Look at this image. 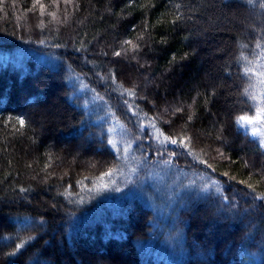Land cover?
<instances>
[{
  "label": "trees",
  "instance_id": "trees-1",
  "mask_svg": "<svg viewBox=\"0 0 264 264\" xmlns=\"http://www.w3.org/2000/svg\"><path fill=\"white\" fill-rule=\"evenodd\" d=\"M33 2L0 0V264H264V201L254 199L264 183L253 175L252 192L237 182L264 166V150L250 125L235 123L240 115H254L260 103L262 85L244 69L264 70L256 49L257 39L264 42L262 0H78L63 22L62 10L53 20L38 8L30 11ZM174 13L183 17L176 24L170 23ZM145 23L146 43L137 59L131 53L114 57ZM193 48L195 55L181 59ZM109 68L125 87L139 85L148 97L135 101L141 116L185 108L174 117L166 114L173 120L172 126L160 124L166 133L179 131L195 112L188 134L216 170L189 166L192 158L186 156L172 166L218 181L220 195L216 189L183 193L160 211L154 206L161 199L152 201L150 191L131 193L150 167L133 183L125 181L127 161L108 144L112 120L122 124L138 157L162 158L154 154L157 141L143 139L151 130L140 131L124 98L96 75ZM212 88L216 95L205 104ZM246 88L255 101L243 94ZM18 117L27 127L14 132ZM216 147L231 159H212ZM245 161L255 167H244ZM109 168L111 179L96 180ZM102 183L106 187L97 192Z\"/></svg>",
  "mask_w": 264,
  "mask_h": 264
},
{
  "label": "snow or ice",
  "instance_id": "snow-or-ice-1",
  "mask_svg": "<svg viewBox=\"0 0 264 264\" xmlns=\"http://www.w3.org/2000/svg\"><path fill=\"white\" fill-rule=\"evenodd\" d=\"M133 2V0H130V4ZM247 3L249 5H255V0H247ZM79 7L78 0H51L50 3H45L43 0H34V2L31 5L30 11H34L37 8L39 9V13L41 16H44L45 14L52 17L53 20L57 19V12L63 11V21H66L68 19L69 15V8H71L72 12H75V10ZM174 7L177 9V12L179 11L180 5L176 4ZM259 7L261 9H264V0L259 4ZM55 8L57 11H49V9ZM173 19L170 21L172 24H176L178 21L182 20V14H172ZM135 31V27L132 29ZM147 31V24L145 23V28L141 30V32L137 33L136 37L134 39H127L122 41L121 46L119 50H114L112 52V55L114 57H128L129 54H133L131 56V59H137L138 54L142 51V44L146 43L144 40V33ZM184 39H189V37H184ZM135 41V42H134ZM166 41H161V43H165ZM83 49V45L80 46L79 50ZM256 49L259 50L258 52V58L259 60H264V42H262L261 39H257L256 41ZM196 50L193 48L191 53H185L181 59H187L189 55H195ZM103 55L107 56L108 53L104 52ZM247 59V58H243ZM176 57L173 56L172 61L170 63H175ZM251 64H257V60L249 61ZM144 65H141L143 67ZM260 69H264V64H259ZM97 76H99L100 80L104 83L108 84L112 87L113 91H118L120 97H123V104L126 106V111L130 112L132 116L137 117V126L139 127L140 131H144L146 128L154 129V132H147L145 136L143 137L144 140H151L154 139L157 141L159 147L155 149V155L162 158V163L165 165L171 166L173 164V161L178 156H186L191 157L192 160L189 164V166H194L195 164H202L206 169H212L215 171V167L212 163L209 162L208 159H205L204 156L208 155V153L205 151L204 148H201L199 152H197L196 148L193 146L194 138L193 136L188 134V125L192 122L193 117L195 116V112H193L191 115L188 116V120L181 125L180 130L174 133H166L163 128L160 127V124H168L170 126L173 125V120L171 118H167L166 114L174 117L176 113H183L185 111V108L183 106L175 107L172 109L171 113H169V109L165 108L162 112H159L155 116H148L147 113H144L143 116L140 115V112L138 111L139 105L135 103L137 100H147L148 97L146 95L142 94V89L140 92H138L139 85L133 84L130 87H125L122 82H119L116 77V73L112 68H109L108 71L101 75L99 72L96 73ZM244 75L246 76H257L258 80L257 82L260 85H264V70L254 72L252 68L245 67L244 69ZM147 79V77H145ZM244 95L250 96L254 101L256 100V95L251 92L248 88L244 90ZM199 95V94H198ZM216 92L215 89L212 88L207 94H205V101L204 103H210L211 97L215 96ZM97 96L100 100H103L104 97L99 96L97 93ZM195 99L193 100V104H195ZM261 105H264V92H261ZM153 107L155 105L153 104ZM188 108H191L192 105H188ZM9 123H13V121H9ZM235 123L238 126L241 125H252L255 126L257 124L264 125V106L258 107L256 109V112L254 115L248 116V115H240L237 117ZM27 127L26 120L22 117H18L14 121L13 125V131L14 132H21V130L25 129ZM111 131V129H110ZM223 129H220V132L222 133ZM252 136L256 137L257 132L255 130L252 131ZM136 140H141L142 138L137 135L134 137ZM216 140H219L221 142L224 141V137L222 135H217L215 137ZM108 144L111 145L113 148L116 149L117 152H122L124 155H127L131 148H132V142L126 141L125 146L121 149L118 148L115 141L109 139ZM169 145L173 147H169ZM176 149H181L182 151H176ZM259 149L264 150V138H261L259 140ZM213 151L216 153L215 156L212 157V159H231L229 155H227L221 147H216L213 149ZM167 157V158H164ZM147 159V157H144ZM48 160L49 163L45 166V172H47V168L51 166V160H52V154L48 153ZM28 167H31L32 165H27ZM92 167H95V165H92ZM116 168L119 166L116 165ZM244 167L246 168H254V164H250L248 161L244 162ZM50 175V174H49ZM114 175V171L112 168L107 169L104 171L100 176L96 178V180L104 181L105 177H108L111 179V177ZM221 175L228 176V172H222ZM253 175H259L260 179L257 180V183H264V166H261L259 169H257L256 173H250L248 180H239L238 183L244 184L247 188H249L252 192H256V187L254 184L250 183L253 179ZM231 179H235V177H230ZM96 180H93V184H96ZM77 184L83 187L84 181L78 180ZM218 185V181L211 180L210 182L206 183L205 185H201V191L207 192L209 188ZM106 187L105 184H100L97 187V192L100 190V188ZM68 188H71V185L68 186ZM28 189L21 187L19 189L20 192H25ZM119 191V188L116 189ZM91 191V189H89ZM65 192H68V189H65ZM216 193L218 195L221 194V190L219 187H216ZM63 194V193H62ZM69 197H71V193H68ZM254 199L264 201V192H261L259 195L255 196ZM224 201L228 200L227 196L223 197ZM228 207H231L229 205ZM31 239V237H30ZM24 243L22 242L20 244L16 245V251L8 253L9 256L16 255V252H18L21 248L24 247Z\"/></svg>",
  "mask_w": 264,
  "mask_h": 264
},
{
  "label": "rangeland",
  "instance_id": "rangeland-1",
  "mask_svg": "<svg viewBox=\"0 0 264 264\" xmlns=\"http://www.w3.org/2000/svg\"><path fill=\"white\" fill-rule=\"evenodd\" d=\"M261 92H264V87L258 88V97L261 100ZM259 103L258 107H261ZM120 124V123H119ZM117 122L112 120L113 131L112 138L115 141L117 146L124 147L125 142L129 140H125V132L123 130L122 124L119 125ZM251 126V130H255L257 132V138H264V125H255ZM123 127V128H122ZM150 129V128H149ZM151 132H154V129H150ZM251 131V133H252ZM135 143L132 142V148L127 155H124L125 160L127 161V171H125L126 177L125 181L129 183H133L135 178L138 176L140 170L144 167L149 166V170L145 177L139 183L136 182L135 186L131 189V193H148L150 191L153 194L151 198L152 201L155 199H161L160 202L154 206L156 209L160 211H167L173 203L175 196H180L183 193H189L195 190H200L199 192L204 194L201 191V185H205L210 182L207 178L200 177L196 178L190 172L183 170H175L173 166L165 165L162 162L152 161L149 159H145L144 157H138V153L135 149ZM151 164V165H150ZM181 172V173H180ZM140 187L149 186L150 190L147 188L142 190ZM219 187V184L209 188V190L205 193L210 192L212 189H216ZM220 188V187H219Z\"/></svg>",
  "mask_w": 264,
  "mask_h": 264
}]
</instances>
